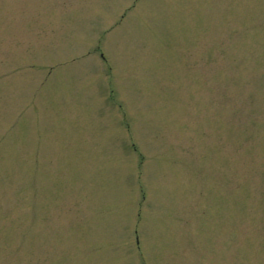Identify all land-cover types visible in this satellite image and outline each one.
<instances>
[{"label": "rangeland", "instance_id": "374dc122", "mask_svg": "<svg viewBox=\"0 0 264 264\" xmlns=\"http://www.w3.org/2000/svg\"><path fill=\"white\" fill-rule=\"evenodd\" d=\"M0 264H264V0H0Z\"/></svg>", "mask_w": 264, "mask_h": 264}]
</instances>
